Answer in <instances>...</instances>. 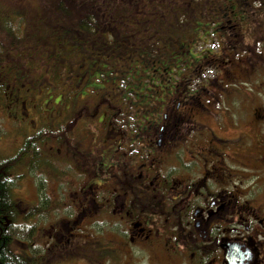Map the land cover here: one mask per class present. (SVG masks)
Wrapping results in <instances>:
<instances>
[{"label":"rangeland","instance_id":"1","mask_svg":"<svg viewBox=\"0 0 264 264\" xmlns=\"http://www.w3.org/2000/svg\"><path fill=\"white\" fill-rule=\"evenodd\" d=\"M2 1H4V11L10 12L9 16L13 15L11 9L14 6L18 7L17 3H20V9H24L28 20L35 17V15H38L39 18L45 16L46 9L43 10V8L49 6V0L45 4H43L45 0ZM262 16L251 15L252 20L257 21L256 26H261V28L264 25V17ZM12 18L15 19L14 16ZM33 24L36 26L40 25L41 22L36 19ZM197 24L199 25L198 29H200L198 40L193 38L194 47L191 51L186 49L184 52L185 55L191 54L190 57H193L192 68L182 72L183 76L188 75L185 73L190 74L185 78H177L176 69L179 66L176 63L179 62L180 57L178 61L174 62L175 65L172 64L171 70H169L170 66L168 69L166 63H163L164 69L160 67L159 63L156 66L157 68L141 65L135 69L130 68L127 74H124L123 71L120 75L116 74V76H109L108 70L87 73V78L83 79L78 88H75L74 84L76 86V82L79 81L80 83L82 79L79 80V78L82 75L84 76V72L77 71L74 82L68 81L67 84L59 83L58 87H47L41 99L39 98L42 93L34 95V100L37 101L42 110V119L46 121L45 127L27 99L24 103L25 107H22V105L17 106L15 102L16 95L12 92L13 95L5 101L8 103V109H4L1 103L5 105V102L3 103V100L0 99L1 157L13 155L24 140L30 137V134L36 128L35 125L38 127L41 123L39 130L41 129V132L46 133L50 128L55 129V127H52L57 124L58 120L62 123L57 132L53 131L51 133L54 136L58 135L59 140L55 141L53 137L47 143L40 145L41 155L34 159L32 167L28 164L30 161L29 155L24 157V164L19 165L14 171V174L19 175L21 178L10 183L12 196L18 205L15 226L16 236L14 238L16 244L14 248L24 256L23 258L27 260V264L190 263L191 256L187 249L189 250L191 244L178 241L175 245L177 241L175 240L174 231L177 229L172 227H158L157 230L161 239L157 243L149 244L146 242L145 244L143 241L130 243V236L126 232L123 233L120 224L114 221V218L108 220L105 216L101 217L103 220L98 218L94 223L87 222L77 226L78 228L74 226L68 229L67 232L62 231L64 235L70 233L68 242H62L64 236L58 235L55 231L59 227L62 229L71 227L65 225L64 222L70 224L71 222L67 219L75 217L74 205L77 203L75 195L79 193L83 186L96 182L102 187L101 184L104 183L103 191L106 193L104 196H107L108 188L116 186L118 176L126 173L127 169L122 167V163L136 151L135 146H127L128 143H131L128 142V136L137 139L138 145L136 146L141 143L145 146V134H150L153 128L149 124L156 121V115L162 109L158 106L157 98V92L160 89H168V86L172 85L175 92L172 96L166 95L164 98L171 96L176 100L180 92L184 93L183 89L185 87L189 86L193 93H195V90L202 91V86H210L206 84L205 79H209L211 84L216 82L217 72L210 71L206 67L209 61L208 58L211 55L209 52H221L222 47L225 46L224 51L233 58L234 53L230 51L231 47L215 36L214 24L210 22L204 24L197 22ZM261 34L264 35V33ZM248 42L256 47H254V51L244 47L242 53H240L241 61L243 62L245 58L252 61V64L256 66L259 63L260 65L253 66V68L239 61V58H235L234 69L229 66L234 77L231 80L220 81V85L225 86V92L220 89L219 100L214 99L217 102L215 108L221 113L230 114L229 117L222 116L221 121L227 123V119L231 118V121L241 125L237 129H248V126L253 123L251 119L252 109H264V38L261 41H255V44L250 40ZM30 44H33L31 37ZM255 52H257V58ZM148 55L146 54V56ZM173 57L171 56V58ZM109 61L112 68L114 66L117 69L120 67V62L113 60L112 57L109 58ZM99 73H102L103 77H97L99 78L98 82L95 80L88 81L91 76L96 77ZM136 75L142 77V82H140L142 86L139 88H135L130 84L135 82L133 79ZM114 77H116V81L113 80ZM107 79L111 81H107ZM44 85V83H41L40 88L43 89ZM68 90L72 94L70 98H75L71 111H68L67 108L70 103L64 101V96ZM145 90L153 95L145 99L143 104H140L139 110H130L126 106L128 95H131L128 94L129 91L140 93L141 91L145 92ZM77 94L80 95L77 96ZM210 102L207 96L202 100L203 105L211 106ZM83 103L86 106L88 104L91 112H93L91 121H88L85 116L76 114ZM209 109L213 108L210 107ZM7 111H10V113H7ZM135 113H138V116ZM143 114L146 120L141 117ZM193 116L197 126L201 127L207 123V112L200 104L195 108ZM74 119H77V121H74ZM218 128L221 130V127ZM224 129L223 133L230 135V128L224 127ZM256 135L261 139L264 138V133L260 131H257ZM133 147L135 149L131 150ZM148 148L146 147L145 152H143V160L147 157ZM263 149L264 147L260 146L252 147L254 158L250 160L242 159V162L249 165L246 168H250L253 170L252 172L246 171L248 169L243 170V165L240 169L242 174L251 173L254 177V192L251 190V195L254 198L253 205L256 207L264 206ZM235 166H230L227 163V167H230L233 171L237 168ZM235 171L239 173L237 170ZM139 172L132 171L130 173L138 174ZM144 198L147 199V196H144ZM40 201H45L43 203L45 207H42L45 209V214L23 219L28 210L34 205L40 204ZM60 223L64 226H59ZM89 225L91 227H88ZM151 228L155 227L151 226ZM59 232H61V229ZM94 236H97L98 240ZM195 245L200 251L197 252L194 258L197 264H203L209 252L217 253L213 244L203 246L196 243Z\"/></svg>","mask_w":264,"mask_h":264},{"label":"trees","instance_id":"2","mask_svg":"<svg viewBox=\"0 0 264 264\" xmlns=\"http://www.w3.org/2000/svg\"><path fill=\"white\" fill-rule=\"evenodd\" d=\"M17 4L18 7L11 9L13 15L9 16L10 12L4 11V1L0 0V99L4 103L14 94L17 106L22 107H25L27 99L44 127L46 121L42 119V110L34 100V95L42 93L41 99L47 87L74 82L77 71L84 72V76L79 78L82 79L80 83L74 84L75 88L87 78V73L108 70L109 76H116L123 71L127 74L130 68L141 65L157 68L159 63L163 69V63H166L171 70L172 64L175 65L174 62L180 57L176 63L179 66L176 69L177 78L187 77L182 72L192 68L193 57L184 52L194 47L193 38L198 40L200 29L197 22L214 24L217 39L236 45L240 53L244 47L251 50L256 47L250 45L248 40L255 44V41L264 38L261 34L264 33V25L263 28L256 26L257 21L251 18V15L264 17V0H49V6L45 8L43 5L46 15L40 18L31 15L33 18L30 20L24 9H20V3ZM36 19L41 24L34 26ZM30 37L33 44H30ZM209 53L213 57L222 55L221 52ZM110 57L120 62L118 69L115 66L112 68ZM243 62L252 64L245 58ZM97 77H103V74L91 76L88 81L98 82ZM141 78L136 75L133 79L135 82L130 84L139 88L142 86ZM113 80L116 81V77ZM38 83L45 84L43 89ZM171 92L172 85L157 92L159 107L164 96ZM128 94L131 95H128L126 106L134 111L139 110L140 104L153 95L147 90L140 93L129 91ZM70 96L72 94L68 90L64 96V101L70 103L68 111H71L75 102V98L71 99ZM1 105L8 109V103L5 102L6 106ZM138 113H135L136 116ZM76 114L85 116L88 121L93 118L90 106L85 103ZM141 117L146 120L144 114ZM61 125L58 120L52 127L55 129L50 128L46 133L39 130L41 123L38 127L35 125L30 137L13 155L0 156V264H27L24 256L14 248L18 205L12 196L10 183L21 178L14 171L24 164V157L29 155L28 164L32 167L34 159L41 155L40 145L53 137L55 141L59 140L58 135L51 133L57 132ZM128 137V142H131L128 144L137 147V139ZM44 202L34 205L33 210V207L30 208L23 219L44 215Z\"/></svg>","mask_w":264,"mask_h":264},{"label":"flooded vegetation","instance_id":"3","mask_svg":"<svg viewBox=\"0 0 264 264\" xmlns=\"http://www.w3.org/2000/svg\"><path fill=\"white\" fill-rule=\"evenodd\" d=\"M224 44L231 47L233 58L223 46L222 55L210 56L206 66L217 72L216 82L211 84L205 79L210 86H202V91L195 93L185 87L177 100L171 97L175 90L167 94L171 96L164 98L156 121L149 124L153 128L150 134H145V146L141 143L122 163L126 173L118 176L116 186L108 188V195L104 196V183L100 187L91 182L79 190L75 195L76 215L67 219L70 224L64 222L71 227L55 231L64 236L62 242L70 238V233L63 232L105 216L108 220L114 218L133 243H157L161 239L158 227L177 229L175 245L178 241L191 244L187 249L191 256L189 264H197L194 258L200 251L196 243L213 244L217 250L216 254L209 252L203 264H228L224 247L227 243L238 248L240 264H264V206L253 205L254 177L240 171L243 165V170L252 172L242 159L254 158L252 147H264V138L256 135L257 131L264 133V109H252L253 123L248 129H237L241 125L231 118L227 123L221 121L222 116L230 114L215 108L214 99L219 100L220 89L225 92L220 81L231 80L234 76L229 66L234 69L235 58L241 61L236 45ZM206 96L211 106L202 104ZM198 104L204 107L208 118L201 127L193 116ZM224 127L230 128V135L223 133ZM146 147H149L147 157L143 160ZM227 163L236 165L239 173L228 168Z\"/></svg>","mask_w":264,"mask_h":264},{"label":"water","instance_id":"4","mask_svg":"<svg viewBox=\"0 0 264 264\" xmlns=\"http://www.w3.org/2000/svg\"><path fill=\"white\" fill-rule=\"evenodd\" d=\"M224 247L226 248L225 257L228 264H236L238 262V248H236L233 244H226Z\"/></svg>","mask_w":264,"mask_h":264}]
</instances>
